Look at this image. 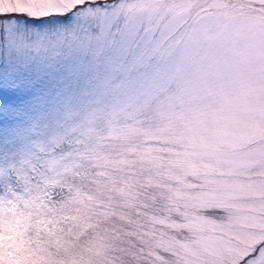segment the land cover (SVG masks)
<instances>
[{"label":"rangeland","instance_id":"obj_1","mask_svg":"<svg viewBox=\"0 0 264 264\" xmlns=\"http://www.w3.org/2000/svg\"><path fill=\"white\" fill-rule=\"evenodd\" d=\"M67 16L43 29L79 25L80 83L0 168L2 243L31 250L21 264H231L264 236V0H81Z\"/></svg>","mask_w":264,"mask_h":264},{"label":"snow or ice","instance_id":"obj_2","mask_svg":"<svg viewBox=\"0 0 264 264\" xmlns=\"http://www.w3.org/2000/svg\"><path fill=\"white\" fill-rule=\"evenodd\" d=\"M80 3L81 0H64L39 12L0 8V17L10 18L0 20V168L12 157L11 170H17L14 157L26 155L37 137L47 136L57 123L61 107L79 86L81 68L72 56L78 47L73 41L77 40L79 25L70 30H44L43 26L56 22L47 19L49 16L75 20L67 13ZM87 11L91 13L93 9ZM22 17H27L23 24L18 19ZM9 238L13 242L3 244L0 233V264H21V252L31 250L19 249L18 238ZM258 243L264 244V236L251 239L247 247L238 250L231 264H238L244 256H250L246 264H264V246L257 248Z\"/></svg>","mask_w":264,"mask_h":264}]
</instances>
